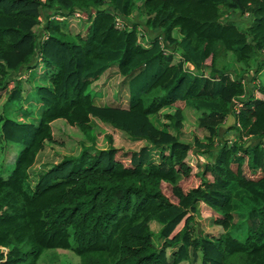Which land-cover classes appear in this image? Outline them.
Returning <instances> with one entry per match:
<instances>
[{
  "label": "trees",
  "instance_id": "obj_1",
  "mask_svg": "<svg viewBox=\"0 0 264 264\" xmlns=\"http://www.w3.org/2000/svg\"><path fill=\"white\" fill-rule=\"evenodd\" d=\"M76 13L83 35L70 31ZM243 17L244 27L235 20ZM228 56L243 73L264 70V0H0V140L16 148L12 171L0 176V264H37L48 250L72 252L77 264H264V88L253 96L257 84L233 78ZM114 65L127 101L98 105L93 88ZM34 70L37 99L21 81ZM33 103L34 122L6 116L10 107L27 116ZM186 108L204 132L190 143L180 138ZM164 109L172 113L159 129L150 117ZM227 119L231 145L219 139ZM56 121L88 145L32 188L37 156L63 145ZM112 131L149 145L125 152ZM199 213L216 234L198 230Z\"/></svg>",
  "mask_w": 264,
  "mask_h": 264
},
{
  "label": "rangeland",
  "instance_id": "obj_2",
  "mask_svg": "<svg viewBox=\"0 0 264 264\" xmlns=\"http://www.w3.org/2000/svg\"><path fill=\"white\" fill-rule=\"evenodd\" d=\"M138 10H136L132 16L130 17L132 20H140L138 16ZM79 17L73 18V21L71 24L70 31L72 32V35L76 33H81L83 35L85 26L83 24L79 23L78 19ZM237 22H239L240 26H246V23L249 22L250 17H243V18H235ZM44 15H42V23L44 24ZM170 52H166V55H168ZM228 66L229 71L233 75H240V76H249L251 77L249 80H253L254 78L257 82V86L254 90V95H257V91H259L257 88L263 87L264 88V70L258 74L257 76L253 74V71L251 70L249 73H243L242 68H240L233 60L232 56H228ZM190 68V66H189ZM40 69V66H39ZM252 72V73H251ZM246 74V75H245ZM30 76L31 78H37L42 77V72L40 70H34L31 73L26 72L24 73L25 79H22V85L24 94L30 93L29 88V82H30ZM29 78V81H26V79ZM233 78H237L234 77ZM254 80V81H255ZM252 83V82H250ZM248 83V84H250ZM96 94L95 101L98 105H111V106H118L119 104L126 102L128 98L129 93V86L127 84V78L121 77L117 71L116 65L109 68L107 71H104L98 82L96 83V86L93 88V94ZM251 93V91H250ZM255 95V96H256ZM30 97L32 99H37L35 96V93H30ZM183 106V105H181ZM38 106L34 103L30 105L29 111H31L27 116H24L23 112H18L14 114V111L9 108L6 110V116L10 118H15L19 120H25L34 122L35 117L38 115ZM2 110V103L0 102V111ZM5 111V110H4ZM33 113V114H31ZM172 113V110L164 109L161 110L157 115H152L150 117L152 123L159 129H165V124H167V120L164 119V115ZM185 120L183 124V128L181 130V140L184 142H192V140L196 137L199 140L203 138L204 132L198 128V115L190 110L189 108H186L185 110ZM230 120V121H229ZM229 122H232V119H227L226 124L223 125V128L220 129V135L219 139L221 140H228L232 139L234 137L233 131H227ZM98 127V131L103 134L104 132L111 133L110 129L106 126L102 125L101 123H95ZM52 131L54 133V137L56 138L58 143H62V146H56L53 144H47L45 149L37 156L36 162L33 165V167L30 169L31 172V178L29 179L30 186L33 188L34 185L37 182V177L41 174L47 171L51 166L56 165L61 162V160L67 156H77V154L81 151V142L82 144L88 143L85 141L84 136L80 133L79 130L75 128H71L68 126L64 121H56L52 125ZM172 132V131H171ZM113 133V139L115 141V144L118 148H121L123 151L128 152H140L145 147H148V142L145 140H131L128 135L125 134H116ZM67 138H66V137ZM100 140L103 141V137L99 136ZM233 140V139H232ZM231 140V141H232ZM255 142V141H254ZM254 142H250L254 143ZM14 147L11 146H4V142L0 140V176L3 178H6L8 174L13 169V163L16 157ZM20 149V148H19ZM18 151V148L17 150ZM151 162H157L159 151L158 150H150ZM206 159L203 158V162L201 163L204 165L206 163ZM195 165V164H193ZM196 167V165H195ZM194 172H197V168ZM167 193V192H166ZM201 212V211H200ZM203 216V217H202ZM196 223L195 226L199 228V231H202L206 235L210 234H216L214 232V229H212V218H204V215L199 213L196 215ZM151 231L156 234L159 232L160 225L157 223L152 222L150 224ZM245 237V231H243L239 235V239L243 240ZM157 240L155 241V243ZM77 264L79 263V258L74 255V253H70V255L66 252L59 251V250H48L42 253V255L39 257L37 264Z\"/></svg>",
  "mask_w": 264,
  "mask_h": 264
},
{
  "label": "built area",
  "instance_id": "obj_3",
  "mask_svg": "<svg viewBox=\"0 0 264 264\" xmlns=\"http://www.w3.org/2000/svg\"><path fill=\"white\" fill-rule=\"evenodd\" d=\"M80 17L79 14H75V17ZM116 27L118 29H121L123 26H122V22L121 20H119V18L116 19ZM158 42L160 44V47L162 48L163 50V54L166 55V52H170V50L168 49V47H166L165 43H164V39L162 37H158ZM252 82V83H250ZM250 84L247 83V79H244L242 81V84L243 85H247V88H253V86H256L257 82L256 81H253V80H250ZM252 95L254 96V91L252 92ZM246 99V96H241L240 99L238 100H234L233 101V105H232V108H233V112L235 114H239L240 110L242 109L243 107V104H244V101ZM233 139V140H232ZM232 139H230V141L228 142L229 145L232 144V142H235L236 139L234 137H232ZM232 140V141H231Z\"/></svg>",
  "mask_w": 264,
  "mask_h": 264
},
{
  "label": "crops",
  "instance_id": "obj_4",
  "mask_svg": "<svg viewBox=\"0 0 264 264\" xmlns=\"http://www.w3.org/2000/svg\"><path fill=\"white\" fill-rule=\"evenodd\" d=\"M188 69L192 71L193 67L190 65V68H189V66H188ZM229 121H230V120H229ZM230 123H231V122H229L228 125H230ZM53 124H54V123H53ZM53 124H52V125H53Z\"/></svg>",
  "mask_w": 264,
  "mask_h": 264
}]
</instances>
